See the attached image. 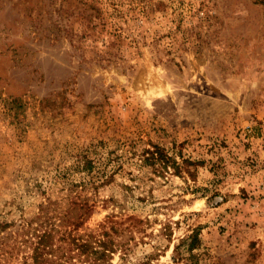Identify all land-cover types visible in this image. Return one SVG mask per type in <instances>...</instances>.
<instances>
[{
	"label": "rangeland",
	"instance_id": "rangeland-1",
	"mask_svg": "<svg viewBox=\"0 0 264 264\" xmlns=\"http://www.w3.org/2000/svg\"><path fill=\"white\" fill-rule=\"evenodd\" d=\"M151 143L181 171L143 163ZM75 191L82 232L128 249L112 264H264V0H0V264Z\"/></svg>",
	"mask_w": 264,
	"mask_h": 264
},
{
	"label": "trees",
	"instance_id": "trees-1",
	"mask_svg": "<svg viewBox=\"0 0 264 264\" xmlns=\"http://www.w3.org/2000/svg\"><path fill=\"white\" fill-rule=\"evenodd\" d=\"M88 154H80L77 168V171L85 172L86 176L92 175L95 169L94 161ZM139 155L143 163L156 169L162 168L167 172L171 167L175 173L181 171V163L158 144L151 143L142 148ZM182 163H186V160L183 159ZM85 186L83 182L82 187ZM71 189L74 191V188ZM69 197V206L54 216L48 214L51 202H40L35 216L20 224L21 232L16 234L14 245L7 252L11 255L13 251L23 250L18 264H112L113 255L118 250L125 256L128 249L114 237L113 233H117L114 226L110 228L113 233L106 230L104 225L99 230L82 232L84 223L94 213L95 201L77 191ZM12 225L13 222L0 220V234ZM201 244L199 233L194 230L174 246V258L192 263L195 251Z\"/></svg>",
	"mask_w": 264,
	"mask_h": 264
}]
</instances>
